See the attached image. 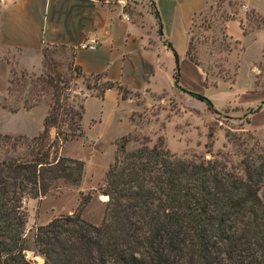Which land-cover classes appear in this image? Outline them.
I'll use <instances>...</instances> for the list:
<instances>
[{"label": "trees", "instance_id": "trees-1", "mask_svg": "<svg viewBox=\"0 0 264 264\" xmlns=\"http://www.w3.org/2000/svg\"><path fill=\"white\" fill-rule=\"evenodd\" d=\"M130 1L136 0L128 5ZM148 1L153 7V0ZM125 11L133 13L129 6ZM235 16L236 12L221 16L223 41H232L225 23ZM240 26L247 35L264 28V18L250 11L240 19ZM222 46L221 51L231 52L230 44ZM196 49L190 37L186 56L203 68L210 82ZM59 54L69 58L67 73L57 70ZM41 56L44 91L49 89L51 99L41 131L33 137L0 134V264H38L27 258V251L41 257L42 264H264V148L246 131L226 134L228 141L234 140L233 147L241 149L234 152L236 158L228 152L212 153L210 128L205 145L210 158L196 154L176 158L161 139L129 152L130 138L123 136L101 190L107 197L101 222L83 218L91 200L86 194L72 213L36 226L28 238L24 203L45 196L59 182L78 184L83 175L82 161L57 156L61 144L84 134L86 95L80 93L76 101L79 96L70 79L92 78L93 86L85 87L96 89L90 96L99 99L111 89L122 97L129 91L104 74L86 75L74 65L72 48L44 45ZM175 62L174 81L179 87L177 54ZM223 72H217L219 79L234 80ZM256 93L264 95V87ZM190 95L218 113L205 97ZM251 113L242 116L244 124L250 123Z\"/></svg>", "mask_w": 264, "mask_h": 264}, {"label": "rangeland", "instance_id": "rangeland-1", "mask_svg": "<svg viewBox=\"0 0 264 264\" xmlns=\"http://www.w3.org/2000/svg\"><path fill=\"white\" fill-rule=\"evenodd\" d=\"M144 2L147 4L148 0L130 1L127 7L137 15L136 3ZM228 12L227 5L218 2L196 17L190 30L193 46L197 47V53L195 50L194 53L203 62L211 82L218 79L216 74L219 69H223L225 72L222 74L235 77L238 90H246L253 80L256 84L259 83L249 91L255 94L264 87V31L259 30L253 36L241 38V45L223 41L219 31L221 16ZM208 25L211 26L210 29H207ZM233 26L238 36V26ZM223 43L230 44V53L221 51ZM3 56L10 60L13 84L10 87L8 78L6 88L0 93V134L36 136L42 129L51 101L49 89L44 91L43 65L40 72L30 71L20 67L15 52L4 50ZM56 59L59 63L57 70L67 73V55L64 57L59 54ZM86 84L93 86L94 80L90 77L70 79L71 88L79 96L76 101L80 100V93L86 95L87 99L94 97L90 96L91 93L97 92L96 89L88 90ZM119 94L117 106H113L111 97L107 101L93 98L84 100L83 136L71 139L57 149V156L84 163L81 180L78 184L59 182L45 196L28 199L24 203L27 213L25 235L28 238H32L36 226L45 225L60 215L72 213L81 197L86 194H91V200L82 213L83 218L94 224L101 222L107 200L101 190L106 172L114 161L118 142L123 136L130 138L126 145L129 152L144 143L152 146L161 139L164 147L176 158L190 157L193 154L210 158L205 149L209 140V128L213 130L214 144L211 150L214 155L228 152L236 158L234 152H238L239 148L233 147L234 140L228 141L226 134H239L241 131L251 133L264 148V104L261 103L264 95L256 93L259 101L241 100L226 107L223 106L224 100L230 96L233 99V96L229 93H217L209 100L218 112L214 113L204 102L191 101L184 96L180 98L168 92L156 95L127 91L124 97ZM257 96L250 95V98ZM34 103L35 106H30ZM248 111L252 113L250 123L246 125L241 119ZM50 137H55L54 129L50 131ZM26 254L27 258L42 264V258L35 256L33 251H27Z\"/></svg>", "mask_w": 264, "mask_h": 264}, {"label": "crops", "instance_id": "crops-1", "mask_svg": "<svg viewBox=\"0 0 264 264\" xmlns=\"http://www.w3.org/2000/svg\"><path fill=\"white\" fill-rule=\"evenodd\" d=\"M218 2L227 5L228 13L236 12L235 18L225 23V33L232 41L241 45V38L264 31L260 28L244 35L240 26V19L250 11L264 18V0H153V7L149 1L136 3L140 15L126 12L117 0H0V93L10 74L4 50L16 53L21 68L40 72L43 46L62 45L72 48L74 65L86 75L104 74L131 92H168L191 101L196 99L190 93L210 100L223 92L233 96L224 100L226 107L241 100L259 101L256 93H249L254 80L246 90H238L234 80L207 82L203 68L186 56L194 20ZM90 37L97 39L96 49L81 48ZM175 54L179 87L174 81ZM109 97L117 106L120 94L115 89L106 91L103 99L89 98L107 101Z\"/></svg>", "mask_w": 264, "mask_h": 264}, {"label": "built area", "instance_id": "built-area-1", "mask_svg": "<svg viewBox=\"0 0 264 264\" xmlns=\"http://www.w3.org/2000/svg\"><path fill=\"white\" fill-rule=\"evenodd\" d=\"M137 1V0H136ZM117 3L122 6L126 7L129 3V0H117ZM127 18V17H126ZM97 39L94 37H90L86 40H84L81 44L80 47L83 49H88V50H95L97 47Z\"/></svg>", "mask_w": 264, "mask_h": 264}, {"label": "water", "instance_id": "water-1", "mask_svg": "<svg viewBox=\"0 0 264 264\" xmlns=\"http://www.w3.org/2000/svg\"><path fill=\"white\" fill-rule=\"evenodd\" d=\"M262 104H264V101L262 102Z\"/></svg>", "mask_w": 264, "mask_h": 264}]
</instances>
